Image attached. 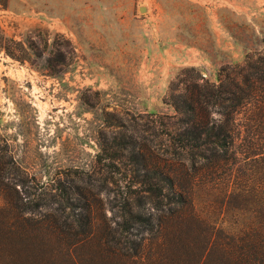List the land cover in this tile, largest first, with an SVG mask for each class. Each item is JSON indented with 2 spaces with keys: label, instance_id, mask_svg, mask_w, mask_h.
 Here are the masks:
<instances>
[{
  "label": "rangeland",
  "instance_id": "rangeland-1",
  "mask_svg": "<svg viewBox=\"0 0 264 264\" xmlns=\"http://www.w3.org/2000/svg\"><path fill=\"white\" fill-rule=\"evenodd\" d=\"M0 25L32 47L30 60L0 50V163L20 191L0 192V207L23 198L34 206L26 215L47 225L70 212L61 210L68 187L94 205L98 235L108 230L102 212L115 225V204L129 187L135 197L142 173L178 174L190 186L192 157L177 153L172 132L193 118L225 123L213 103L232 101L233 80L264 74V0H0ZM256 96L230 116L228 151L196 163L215 201L200 202L215 220L225 217L222 190L250 186L244 215L226 217L234 228L264 216V157L246 158L260 140L248 131L264 102ZM189 104L195 112L179 110Z\"/></svg>",
  "mask_w": 264,
  "mask_h": 264
},
{
  "label": "trees",
  "instance_id": "trees-1",
  "mask_svg": "<svg viewBox=\"0 0 264 264\" xmlns=\"http://www.w3.org/2000/svg\"><path fill=\"white\" fill-rule=\"evenodd\" d=\"M28 49L21 41L7 36L0 25V50L15 59L30 60ZM237 66L240 65L235 66L238 73L245 70L244 66L240 69ZM231 83L238 91L228 90L232 101L213 103L221 105L222 113L228 116L225 123L193 118L186 127L171 134L177 153L192 157L195 172L190 175V186L184 185L178 174L142 173L140 191L135 197L133 187H129V196L115 204L118 216L115 225L111 226L107 214L102 212L108 230L103 227L100 235L94 230V205L75 202L71 188L64 187L60 192L65 203L61 210L63 214L67 208L70 212L64 218L48 220L47 225L43 219L26 215L34 207L30 201L22 198L19 204L7 202L0 207V264H58L60 260L61 264H107V261L108 264H264V216L259 217L258 213L253 216L252 212L247 221L250 224L236 228V221L231 223L226 218L231 211L237 217L242 215L247 204L245 198L253 196L248 184H235L232 191L220 192V209L225 216L222 220L204 214L206 206L200 202L202 195L210 199L205 200L210 207H214L215 201L210 190H201L199 179L203 178L199 173L204 166L196 167V163L204 157L210 165L215 164L219 153L227 152L232 144L227 138L230 116L239 105L255 98L256 93L264 99V74L253 79L242 75L240 82ZM189 105L191 108L179 110L195 112L196 107ZM256 109L260 118L253 119L254 126L248 127V131H254L260 140H253L252 148H247L249 160L264 157V102ZM7 175L0 163V192L8 200L20 191L14 182L5 180ZM226 222L232 225L226 227Z\"/></svg>",
  "mask_w": 264,
  "mask_h": 264
},
{
  "label": "water",
  "instance_id": "water-1",
  "mask_svg": "<svg viewBox=\"0 0 264 264\" xmlns=\"http://www.w3.org/2000/svg\"><path fill=\"white\" fill-rule=\"evenodd\" d=\"M145 9H146L145 6H141V8H140L141 11H144Z\"/></svg>",
  "mask_w": 264,
  "mask_h": 264
}]
</instances>
